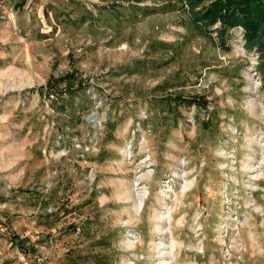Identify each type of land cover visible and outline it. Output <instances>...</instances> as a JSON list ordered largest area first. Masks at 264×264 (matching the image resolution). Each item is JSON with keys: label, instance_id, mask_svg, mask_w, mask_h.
Masks as SVG:
<instances>
[{"label": "rangeland", "instance_id": "obj_1", "mask_svg": "<svg viewBox=\"0 0 264 264\" xmlns=\"http://www.w3.org/2000/svg\"><path fill=\"white\" fill-rule=\"evenodd\" d=\"M185 8L0 0V264H264L257 54Z\"/></svg>", "mask_w": 264, "mask_h": 264}, {"label": "trees", "instance_id": "obj_2", "mask_svg": "<svg viewBox=\"0 0 264 264\" xmlns=\"http://www.w3.org/2000/svg\"><path fill=\"white\" fill-rule=\"evenodd\" d=\"M184 4L198 33L212 38L215 32L220 44H225L228 30L241 27L243 47L257 54L256 71L264 82V0H240L235 4L219 1L211 5H204V0H184ZM217 20L221 21L220 27L212 29Z\"/></svg>", "mask_w": 264, "mask_h": 264}]
</instances>
